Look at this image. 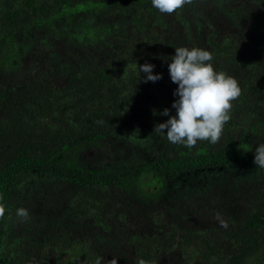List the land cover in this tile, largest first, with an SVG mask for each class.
<instances>
[{
    "label": "trees",
    "instance_id": "obj_1",
    "mask_svg": "<svg viewBox=\"0 0 264 264\" xmlns=\"http://www.w3.org/2000/svg\"><path fill=\"white\" fill-rule=\"evenodd\" d=\"M177 47L239 81L217 144L153 132L176 114ZM260 144L264 0H0V264H264ZM120 148L141 162L113 166Z\"/></svg>",
    "mask_w": 264,
    "mask_h": 264
},
{
    "label": "clouds",
    "instance_id": "obj_2",
    "mask_svg": "<svg viewBox=\"0 0 264 264\" xmlns=\"http://www.w3.org/2000/svg\"><path fill=\"white\" fill-rule=\"evenodd\" d=\"M193 0H151L152 6L162 14H173ZM214 57L209 50L199 47H177L171 57L168 70L171 81L178 87L173 95L178 97L172 103L176 114L170 116V110L164 109L163 116H169L163 123L156 124L153 132L166 133L167 140L173 144L194 148L198 142L217 144L220 142L225 124L231 120L233 102L242 94L239 81L224 71H217L212 63ZM155 65H139V73H146L144 83H155L162 74H153ZM253 163L264 168V144L255 149ZM2 200V198H0ZM6 213V205L0 202V219ZM22 220L29 218L25 208L16 212ZM220 226L228 227L227 221L217 214ZM97 264H102L97 260ZM109 264H117L113 258ZM139 264H145L141 260Z\"/></svg>",
    "mask_w": 264,
    "mask_h": 264
},
{
    "label": "rangeland",
    "instance_id": "obj_3",
    "mask_svg": "<svg viewBox=\"0 0 264 264\" xmlns=\"http://www.w3.org/2000/svg\"><path fill=\"white\" fill-rule=\"evenodd\" d=\"M112 158L113 166H124L129 163L141 162L138 155L133 153L130 149L124 148H120L116 151ZM104 213L106 220L115 225L117 228L124 226L127 229V226L132 224V222L127 221L124 213L117 207L108 208Z\"/></svg>",
    "mask_w": 264,
    "mask_h": 264
}]
</instances>
